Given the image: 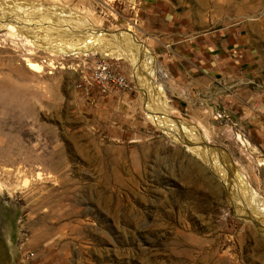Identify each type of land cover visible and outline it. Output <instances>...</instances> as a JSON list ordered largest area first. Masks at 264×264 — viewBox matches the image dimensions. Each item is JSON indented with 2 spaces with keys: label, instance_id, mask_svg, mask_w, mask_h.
<instances>
[{
  "label": "rangeland",
  "instance_id": "374dc122",
  "mask_svg": "<svg viewBox=\"0 0 264 264\" xmlns=\"http://www.w3.org/2000/svg\"><path fill=\"white\" fill-rule=\"evenodd\" d=\"M15 3L36 10L26 20L50 37L92 26L87 42L104 40L114 58L38 50L54 64L35 76L25 57L0 65V81L12 75L26 88L0 100V264H264V227L242 209L252 199L224 178V156L206 146L215 154L201 158L173 141L150 103L164 96L196 146L205 137L226 150L230 171L264 201V0ZM143 48L156 61L148 96ZM103 60L128 89L94 81Z\"/></svg>",
  "mask_w": 264,
  "mask_h": 264
},
{
  "label": "bare ground",
  "instance_id": "6f19581e",
  "mask_svg": "<svg viewBox=\"0 0 264 264\" xmlns=\"http://www.w3.org/2000/svg\"><path fill=\"white\" fill-rule=\"evenodd\" d=\"M12 1H11V3L13 5V7H11V5L6 4L7 0H4V2H2L0 4V34L3 33V35H0V65L4 64L6 62H9V64L10 63L12 64V62H13V64H14L13 58H14V60L15 59L19 60V58L25 57L24 61H26V63L28 64V67L26 66L28 68L27 71L30 73V74L29 73L28 74L35 76V74L44 70L45 64H47L48 66H51V67H53V64H54L51 61H50L51 63L43 62V61L41 62L39 58H36L35 55L37 54L38 50H39V53H41V52L42 53L44 52V54H45V52L47 54L50 53L52 56H56L57 58H68V57H65L67 54L72 55V53H74L75 54V57L73 56L74 59H80L83 56L87 57V55L91 51H92V53H95L96 51H98V53L100 52L104 58L113 57L112 53H109L105 50L106 43H104V40H99L98 42L94 41L97 44H90L89 42H87L88 39H85L84 36L90 35L89 33L91 31H89V29H91L92 26L91 27L87 26V28L80 29V30L79 29L78 30L72 29L71 32L70 31L69 32L68 31L67 32H61V34H59L57 32L58 35L56 37H50V34L48 31L45 32L44 30H42L43 28L42 29H39V28L36 29L35 28L37 26L36 24L33 25L31 22L28 23V21L26 20L27 16L30 17L29 14H31V12H35L36 10L35 11L32 10L30 12V10L32 8L28 9V7H22V6L20 7L19 4L15 3L16 0H12ZM43 7L44 6L40 5L38 10L41 11L40 8L42 10L47 9L49 11L57 9L56 7H50V8H46V9H44ZM60 10L62 11V13H60L61 11L59 12V14L62 16L60 19L65 18L64 20L66 22L68 20L70 21L71 17L69 16V14H71V11L68 12L67 11L68 9H66V10L60 9ZM47 13H48V11H47ZM49 14H50V12H49ZM72 14H73V12H72ZM31 16H33V15H31ZM75 16H73V17H75ZM35 17H37V16H35ZM66 17H69V18L66 19ZM35 20H37V19H35ZM49 24H51V23L49 22ZM55 25H56V22H55ZM55 29H56V27H55ZM87 31H89V33ZM17 32L22 33V35H19V33L17 34ZM82 33H84L85 35L84 34L82 35ZM100 33H102V32H100ZM51 34H53V33H51ZM120 34H122V33H120ZM96 35H98V34H96ZM103 35H104V33H103ZM16 37L22 38V40L18 41V42L22 43V44H20L21 47H17L19 43L16 44V42H15V41H17V40H15ZM89 37H91V36H89ZM122 37H123V35H122ZM122 37H121V39H122ZM29 38H32V40H30ZM109 38L112 39V34L109 35ZM90 39H92V37ZM96 39L98 40L99 37H97ZM92 42H93V40H92ZM125 42L127 43V41H125ZM129 42H130V39H129ZM10 43H12V45H9ZM85 43H87V44H85ZM134 46H136V45H134ZM141 50H142V48H141ZM8 51L11 53L5 56V52H8ZM122 52H123V50H122ZM122 52L119 54H116V56L119 59H120V57L125 58V55H124L125 51L123 53ZM79 56H82V57H79ZM142 58H143L144 66L149 68V71H148L149 77L146 74H142V77L144 78V80L141 81V83H142L141 90L144 91V93H146V95L148 96L149 95V93H148L149 89L146 86V84H144V81H147L148 78H149V80H153L155 78L156 61L150 55V53L147 51V49H144L141 52V60H142ZM56 60H58V59H56ZM131 60H133V59H131ZM58 62H59V60H58ZM137 62L138 61H135L136 66L141 69L142 66ZM130 63H133V62H130ZM22 70L16 68V70H14V71H16V74L18 75L19 78L22 77L24 80V78H26L27 75ZM135 73L137 74V72H135ZM11 76L12 75H10V76L8 75V76H6V78H3V80L0 81V100H3L4 97L9 96V93H8L9 91L12 92V94L14 95L12 97L15 99H19V97L24 96V91L26 90V88L19 86L18 80H16V79H15L16 81L13 80L12 79L13 77H11ZM18 93H20V94H18ZM157 96H158V94H157ZM149 101H151V100L149 99ZM152 101H153V104H152ZM152 101L150 103H151V107L154 108L153 109L154 121L157 123V125H159L162 129H164L166 131V133L170 136V138L173 141L186 145L189 150H191L195 154L199 155L201 158L206 159V158H208L209 154H211V155L215 154V152H212L206 148L205 143L207 142V140L205 141V137H202V141L204 143L203 146H205V148L203 146H196L197 140L195 141L193 138V131H195V130L191 126L190 127L187 126L185 123L177 122V120L174 121L171 119L170 114L165 109L166 107H165L164 96L155 97V99ZM238 139L245 147H247V148H249V150H251L252 154L256 153V150L252 147L251 143L246 138H244L242 135H239ZM219 163H218V165H219ZM224 166H226V169L225 170L222 169L221 172L225 173L224 178L225 179L227 178L229 185H236L238 188L243 190L244 193H246V195H248L247 196V197H249L248 199H252V203H250L248 201V204H246L245 206L242 207L244 213H246V215L248 214V215H250V217H253V218L257 219L258 221H260V223H262V226L264 227V201L257 199L255 192H253V189L251 188L250 184L246 181V178H244V176L240 172L235 171L234 173H232L230 171L232 168L231 167L232 165L230 166V164H228V163Z\"/></svg>",
  "mask_w": 264,
  "mask_h": 264
},
{
  "label": "built area",
  "instance_id": "2783aa9c",
  "mask_svg": "<svg viewBox=\"0 0 264 264\" xmlns=\"http://www.w3.org/2000/svg\"><path fill=\"white\" fill-rule=\"evenodd\" d=\"M91 75L94 81L103 88L128 89L127 79L120 73L114 71L106 61H101L93 70Z\"/></svg>",
  "mask_w": 264,
  "mask_h": 264
},
{
  "label": "water",
  "instance_id": "95a60500",
  "mask_svg": "<svg viewBox=\"0 0 264 264\" xmlns=\"http://www.w3.org/2000/svg\"><path fill=\"white\" fill-rule=\"evenodd\" d=\"M205 144H206V146H207L209 149L221 153V154L224 156L225 161H226L228 164H231V165L234 166V163H233V161H232L230 155L227 153L226 150H224V149L221 148V147L212 146V145L209 143V141H207Z\"/></svg>",
  "mask_w": 264,
  "mask_h": 264
}]
</instances>
